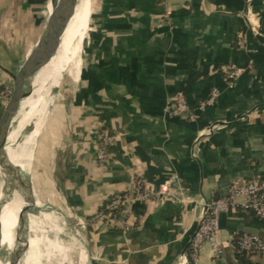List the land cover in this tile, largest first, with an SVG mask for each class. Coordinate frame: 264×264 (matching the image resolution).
Returning <instances> with one entry per match:
<instances>
[{
	"label": "crops",
	"instance_id": "0c3cea01",
	"mask_svg": "<svg viewBox=\"0 0 264 264\" xmlns=\"http://www.w3.org/2000/svg\"><path fill=\"white\" fill-rule=\"evenodd\" d=\"M57 2L0 0V92L13 85L5 70L20 69ZM93 19L78 90L59 110L55 174L40 199L53 206L61 233L71 219L81 223L78 264H190L203 204L227 196L235 182L264 176V0H100ZM229 66L245 69L232 84ZM213 90L218 97L200 108ZM179 94L196 119L167 115ZM5 105L0 99V115ZM101 130L115 136L106 172L95 158ZM137 176L167 192L164 198L135 205L128 230L92 224L107 198ZM172 176L177 181L163 188ZM1 181L0 168L2 189ZM18 216L0 208V257L14 248ZM34 232L31 219L26 247ZM258 232L264 235V220L223 214L222 258L204 244L197 264H264V256L240 258L232 249L243 234Z\"/></svg>",
	"mask_w": 264,
	"mask_h": 264
},
{
	"label": "built area",
	"instance_id": "2783aa9c",
	"mask_svg": "<svg viewBox=\"0 0 264 264\" xmlns=\"http://www.w3.org/2000/svg\"><path fill=\"white\" fill-rule=\"evenodd\" d=\"M238 45L245 47V38L238 39ZM244 71L245 69L241 66H229L225 68L224 74L228 82L232 84L244 74ZM11 93L12 90L10 91L9 88L1 91L0 99L7 102ZM218 95V90H213L211 98L207 102L200 103V108H204L207 103L211 104ZM167 115L187 120H194L197 117L184 94H179L176 97L174 103L167 109ZM96 138V162L99 168L106 172L110 168L109 150L115 142V136L106 130H101ZM177 179L176 176H172L163 188H167L171 182L177 181ZM166 193L155 189L142 176H137L132 187L107 198L90 222L110 229L128 230L133 225L135 205L158 202L164 198ZM232 210L250 213L256 218L264 220V176L235 182L227 196L214 198L203 204L199 226L189 246L188 260L190 264H197L204 244L211 245L213 257L216 260L222 258L223 250L219 241L220 219L223 214ZM232 249L236 255L262 257L264 256V238L253 234H243L232 243Z\"/></svg>",
	"mask_w": 264,
	"mask_h": 264
},
{
	"label": "rangeland",
	"instance_id": "374dc122",
	"mask_svg": "<svg viewBox=\"0 0 264 264\" xmlns=\"http://www.w3.org/2000/svg\"><path fill=\"white\" fill-rule=\"evenodd\" d=\"M99 1L100 0H94L93 2V5H95V9L93 11L92 5V16L87 23L90 24V28L87 29L83 36H78L76 27L70 40V44L65 45L64 38L62 39L61 43L63 45V48L58 53V57L55 62V66L57 69L55 70V72H52V70H50L49 73H47L45 77L42 78L40 84H43L44 86L41 94V103H39V105L37 106V114L35 115L34 113V120L24 128V132L22 133L21 138L24 142L23 139L26 134L34 132L38 128V126H41L39 131L40 134L36 138L35 147H33L32 145L25 147L20 155L19 160L20 167L25 173L30 176L33 181V186L35 189L34 191H36L37 199L40 195L39 189L43 187L42 189L47 190V184H49L55 174L54 172L56 169L55 164L57 141L58 137L62 133V126L58 122L60 120L62 121V112L59 113V110H61L66 101L68 102L69 100L73 99L75 92L78 90L77 87L80 84L81 71L82 68L86 66L90 32L94 20L93 16L96 12ZM12 87L13 85H11V88H9L10 91L12 90ZM3 174L9 180V177L4 172ZM1 192L2 189L0 185V193ZM15 196L19 202L23 201L22 195L19 193L18 189L15 192ZM52 208L53 206L51 204L44 203L40 208H36L34 212L35 214L38 213V216H41V213H50L49 211H51ZM56 222L53 221L52 223H60ZM68 223L69 226L67 225V228L64 229V233L59 234L55 231H49L50 222L48 221H45L43 222V225H40V228L44 227L43 229L48 230L46 238L42 237L39 240V245L43 255L41 264H48L47 262L56 264L53 260L49 261L50 259L54 258V253H56L55 247L52 245V243L61 241L62 243L68 244L74 243L75 245H77L76 247H79L80 241L77 239V235L81 236V223H79L78 220L75 221L74 218L71 219ZM35 234L36 232L33 233V237H35ZM46 240H50L52 242L49 243ZM0 258L2 264H10L12 251L4 250ZM38 264H40V262Z\"/></svg>",
	"mask_w": 264,
	"mask_h": 264
},
{
	"label": "water",
	"instance_id": "95a60500",
	"mask_svg": "<svg viewBox=\"0 0 264 264\" xmlns=\"http://www.w3.org/2000/svg\"><path fill=\"white\" fill-rule=\"evenodd\" d=\"M75 9V0H58L50 13L44 32L20 69L16 73L5 70L13 80V87L11 96L0 115V152L7 148L10 133L18 126L19 122L16 117L24 99L31 95L34 77L54 56ZM21 144L22 142L18 140L17 146ZM3 172L9 177L11 183L17 186L25 204L18 216L15 244L10 262V264H22L28 251L23 237L31 229V217L35 215L37 200L32 179L21 167L12 162L8 151L5 155ZM256 234L264 238L260 232Z\"/></svg>",
	"mask_w": 264,
	"mask_h": 264
},
{
	"label": "bare ground",
	"instance_id": "6f19581e",
	"mask_svg": "<svg viewBox=\"0 0 264 264\" xmlns=\"http://www.w3.org/2000/svg\"><path fill=\"white\" fill-rule=\"evenodd\" d=\"M93 2L94 0H75V3H76L75 12L69 20L68 27L66 28L67 31L65 30L62 36V39L64 38L65 45L70 44V40L73 36V33L76 27H77L78 36L79 37L83 36L85 30L87 29V23L91 19V16H92L91 10H92ZM53 9L54 8L51 9V12ZM61 41H60V44L58 45V48L54 56L50 60V62L47 65H45L34 77L32 81L31 95L24 99V101L22 102L20 111L16 117V120L19 123L16 129V132L14 133L12 143L5 150L0 152V168L2 169L1 184H2V194H3V199L0 200V208L11 211L13 213L20 214L21 209L25 206V204L22 206L15 196V192L18 189L17 186L11 183V181L8 180L3 174V167L5 164L6 151H8L12 162L16 165V157L18 156L20 150L22 149L23 145L26 142H29L31 140V142L34 144V147H35L36 138L40 134L39 131H40L41 126H38V128L34 132L26 134L23 139L24 142L22 141L21 137H22V133L24 132V128L28 126L34 120L33 117H35V115L37 114V106L39 105V103H41V99H42L41 94H42L43 86H44L43 84H40L42 78L45 77V75L49 73L50 70H52V72H55V70L57 69L55 66V62L57 60L58 53L63 48ZM18 140H20L22 144L17 146ZM17 205H20L21 207ZM42 205L43 203L39 195V198L37 199V206L41 207ZM31 219L34 220V222L36 223V234H35L32 244L29 247H27L28 251L26 255L24 256L22 264H24L26 260L27 262L25 264H38L39 262L41 264L43 255H42V251L39 245V240L42 237L46 238L47 236L46 234L48 230L43 229L44 227L40 228V225L41 224L43 225V222L48 221L50 222L49 231L51 232L55 231L58 234L61 233L62 231L58 224L52 223L53 221L55 222L57 221L55 219V216H53V214L41 213V216L34 215L31 217ZM46 241L49 243L52 242L50 240H46ZM52 245L55 247L56 253H54V258L50 259L49 261L53 260L56 264H67V263L74 264L73 261H75L76 264L79 263L78 259H80L81 257L74 243L68 244V243H62L61 241H57L56 243H52ZM68 250H69V253L72 259L70 258ZM47 263L51 264L50 262H47Z\"/></svg>",
	"mask_w": 264,
	"mask_h": 264
},
{
	"label": "trees",
	"instance_id": "16d2710c",
	"mask_svg": "<svg viewBox=\"0 0 264 264\" xmlns=\"http://www.w3.org/2000/svg\"><path fill=\"white\" fill-rule=\"evenodd\" d=\"M238 256H240V258L242 257V256H244V255H238ZM240 260H242V259H240ZM242 264H246V262H243V260H242ZM248 264V263H247Z\"/></svg>",
	"mask_w": 264,
	"mask_h": 264
}]
</instances>
